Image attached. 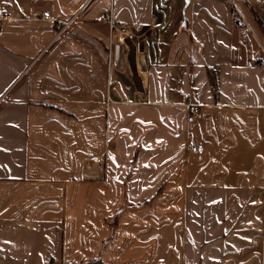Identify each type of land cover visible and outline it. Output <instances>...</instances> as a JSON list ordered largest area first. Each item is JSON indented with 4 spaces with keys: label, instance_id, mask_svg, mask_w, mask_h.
Wrapping results in <instances>:
<instances>
[{
    "label": "crops",
    "instance_id": "crops-1",
    "mask_svg": "<svg viewBox=\"0 0 264 264\" xmlns=\"http://www.w3.org/2000/svg\"><path fill=\"white\" fill-rule=\"evenodd\" d=\"M83 2L0 0V264H264V0Z\"/></svg>",
    "mask_w": 264,
    "mask_h": 264
},
{
    "label": "built area",
    "instance_id": "built-area-1",
    "mask_svg": "<svg viewBox=\"0 0 264 264\" xmlns=\"http://www.w3.org/2000/svg\"><path fill=\"white\" fill-rule=\"evenodd\" d=\"M93 0H84L81 10L88 6ZM76 15L72 16L67 20L53 18L49 11L44 10L40 13V18L43 20H49L55 22L59 26V33H61L65 28H67ZM16 17L11 14H6L0 12V27L3 22L8 19H15ZM99 20L103 21L107 25L108 29V42H109V57L108 63L109 65L113 63L114 60V48L118 46L120 50H129L132 49L135 53H140L143 47V32L141 31V27L137 24L131 23H121L116 22L113 15V9L110 7L108 12L101 13L99 15ZM183 106L186 110V121L188 123L193 122L197 115L200 112L201 105L194 102L190 95L185 97ZM189 150L191 152H201L202 147L196 144H192L189 146Z\"/></svg>",
    "mask_w": 264,
    "mask_h": 264
},
{
    "label": "water",
    "instance_id": "water-1",
    "mask_svg": "<svg viewBox=\"0 0 264 264\" xmlns=\"http://www.w3.org/2000/svg\"><path fill=\"white\" fill-rule=\"evenodd\" d=\"M115 58L116 60L119 58V47L115 46Z\"/></svg>",
    "mask_w": 264,
    "mask_h": 264
}]
</instances>
